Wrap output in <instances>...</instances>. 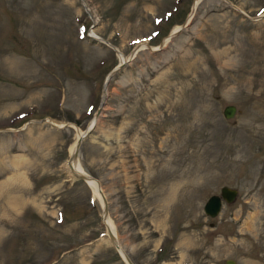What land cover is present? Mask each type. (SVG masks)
Returning <instances> with one entry per match:
<instances>
[{"label":"rangeland","instance_id":"1","mask_svg":"<svg viewBox=\"0 0 264 264\" xmlns=\"http://www.w3.org/2000/svg\"><path fill=\"white\" fill-rule=\"evenodd\" d=\"M85 1L0 0V264H125L93 118L133 264H264V0Z\"/></svg>","mask_w":264,"mask_h":264},{"label":"water","instance_id":"2","mask_svg":"<svg viewBox=\"0 0 264 264\" xmlns=\"http://www.w3.org/2000/svg\"><path fill=\"white\" fill-rule=\"evenodd\" d=\"M84 1V0H81ZM85 2V1H84ZM83 3V2H82ZM86 3V2H85ZM85 5V4H84ZM87 7V4L85 5ZM125 61L121 60L119 61L115 66H113L105 75L103 82H102V86H101V98L103 99V97L105 96V92H106V83L107 80L110 78V76L112 75V73L114 71H116ZM235 107L232 104H227L223 107L222 109V114L224 117H231L234 113ZM98 110L95 112L94 117L97 116ZM45 118H42L41 120H44ZM95 119V118H93ZM93 123V122H92ZM53 125V124H52ZM55 126V125H53ZM92 124L88 127L85 128L84 132L79 135L76 140H75V146L74 149L72 151V153H70L69 155V159L71 157H76L77 156V148L78 145L80 143V141L83 139V137L88 133L89 129L91 128ZM87 174L85 173H80L77 174V177L82 178L83 180L85 179ZM98 191L100 192V195L102 196V200L104 201V207L106 209L107 206V202L106 199L104 197L103 192L101 191L100 187L98 189ZM237 193L236 188L234 187H229L227 185H222L219 188V193L218 194H211L210 196L207 197V199L204 201L202 209L204 211L205 214L209 215V216H213L215 215L221 206V201L222 199L225 202H230L235 198V195ZM110 239H113L114 236L112 234H109ZM117 248L119 247L121 249V253L118 250L119 254L121 255V257L123 258V260H125L126 264H133V262L131 261V259L128 257V255L123 251V249L120 247L119 244L116 243ZM224 264H235L233 259H225Z\"/></svg>","mask_w":264,"mask_h":264},{"label":"bare ground","instance_id":"3","mask_svg":"<svg viewBox=\"0 0 264 264\" xmlns=\"http://www.w3.org/2000/svg\"><path fill=\"white\" fill-rule=\"evenodd\" d=\"M83 4L86 5V3L84 1H82ZM195 4V3H194ZM194 7V5H193ZM192 7V8H193ZM187 21V20H186ZM185 21V22H186ZM182 26V25H181ZM181 26H175L173 28V31L172 32H176L180 29ZM171 32V33H172ZM94 37H96L97 35H93ZM148 44L145 43V42H142L141 44L137 45L135 48L136 49H140V48H143V47H147ZM158 47L155 46L153 48H151L150 50H155L157 49ZM117 52V51H116ZM136 50L133 51L131 54H129V56L125 57L123 54H121L119 51H118V54H119V57L121 60L123 61H126L127 59H130L134 56ZM46 120L55 125V127H60L61 125H63V122L61 121H55L54 119H51L50 117H47ZM94 119H91V121L89 122V125L90 126L92 123L91 122H94L93 121ZM84 132V130H78L77 131V136L81 135L82 133ZM74 146H75V141L74 143L71 145V148H70V153H72L73 149H74ZM76 157H71L69 159H67V161L65 162V169L66 171L68 172V174L70 175H77V174H80V173H85L83 171V169L80 167V165L78 164V161L75 160ZM86 174V173H85ZM85 183L87 184V186L90 188V190L92 191L93 195L95 196V198L100 202L101 204V207H102V211H101V222L103 224V227H104V234L103 236L104 237H107L109 239V241L111 242V244L113 245V247L117 250L120 251V253L122 252L121 249L117 246H116V243H118V240H117V237H116V231H115V226L112 222V220L110 219V217L107 215V206H106V209L104 207V201L102 200V196L100 195V192L98 191L100 185L97 181V179H95L94 177L92 176H89V175H86L85 179H84ZM109 234H112L114 236L113 239H110L109 237ZM121 247V246H120ZM122 254V253H121ZM125 261V260H124ZM126 262V261H125Z\"/></svg>","mask_w":264,"mask_h":264}]
</instances>
